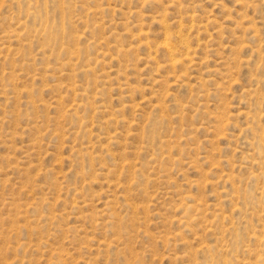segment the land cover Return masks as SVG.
<instances>
[{
  "label": "rangeland",
  "instance_id": "rangeland-1",
  "mask_svg": "<svg viewBox=\"0 0 264 264\" xmlns=\"http://www.w3.org/2000/svg\"><path fill=\"white\" fill-rule=\"evenodd\" d=\"M0 264H264V0H0Z\"/></svg>",
  "mask_w": 264,
  "mask_h": 264
},
{
  "label": "bare ground",
  "instance_id": "bare-ground-1",
  "mask_svg": "<svg viewBox=\"0 0 264 264\" xmlns=\"http://www.w3.org/2000/svg\"><path fill=\"white\" fill-rule=\"evenodd\" d=\"M45 30V29H44ZM49 30V29H48ZM18 37V36H17Z\"/></svg>",
  "mask_w": 264,
  "mask_h": 264
}]
</instances>
